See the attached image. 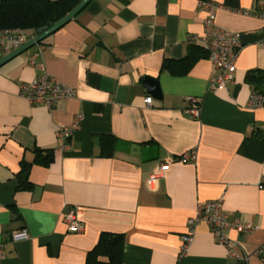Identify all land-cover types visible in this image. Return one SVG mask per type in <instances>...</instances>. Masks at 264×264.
Returning <instances> with one entry per match:
<instances>
[{
  "label": "crops",
  "instance_id": "1",
  "mask_svg": "<svg viewBox=\"0 0 264 264\" xmlns=\"http://www.w3.org/2000/svg\"><path fill=\"white\" fill-rule=\"evenodd\" d=\"M200 1L92 0L0 67L1 264H86L102 232L124 235L121 264H264V107H249L246 79L264 71V0H209L217 5L215 30L238 33L240 42L233 81L216 88L209 56L184 75L162 70L165 59L200 44ZM44 73L76 94L52 109L31 104L21 85ZM147 77L157 80L159 98ZM191 96L201 99L198 117L186 110ZM78 116L72 136L59 138ZM37 147L53 148V160L34 163L33 187L19 189L22 162L34 160ZM193 150L195 160H180ZM217 199L230 219L256 229L227 230L232 256L202 222L183 253L198 204ZM71 207L80 209L83 231H69L63 220ZM21 230L27 236L14 240Z\"/></svg>",
  "mask_w": 264,
  "mask_h": 264
},
{
  "label": "built area",
  "instance_id": "2",
  "mask_svg": "<svg viewBox=\"0 0 264 264\" xmlns=\"http://www.w3.org/2000/svg\"><path fill=\"white\" fill-rule=\"evenodd\" d=\"M200 4L206 8V17L204 19L205 32L199 37H194V39H197L208 50L210 60L218 69L217 75L211 79V87H225L234 79L233 70L240 49L239 34L229 30H215L214 21L217 5L209 0H201ZM35 35H30L20 28L0 29V58L21 47ZM31 62H34V60ZM20 92L31 104H42L50 109L54 108L59 100L72 97L76 94V90L73 87L64 85L48 73H44L31 81L22 83ZM152 102L153 97L151 95L145 98L146 106H151ZM248 105L251 108L264 107V85L261 87H252ZM186 110L193 117H198L201 111V99L196 96L189 97L186 102ZM80 120L81 116H78L72 127L60 128L57 133L58 137L68 140L72 136L74 129L79 127ZM195 158V150L180 156V160L183 161L195 160ZM170 162L168 161L157 172L151 174L149 182L156 181ZM258 187L264 189V176L259 181ZM79 211L80 209L78 207H71L64 213L63 220L71 232L84 230V224L79 217ZM202 222H205L209 226L218 242L226 244L229 247L232 256L237 255L233 247V241L230 240L227 230L235 229L240 233H249L256 229V226L250 222H244L238 218L230 219L229 215L223 210L222 199L201 201L198 204L197 215L191 217L188 221L189 230L183 236V253L187 245L194 239L196 226ZM26 236L27 233L25 230L13 233L14 240ZM261 251L259 249V252ZM4 256L5 247L2 243L0 244V264ZM240 261L244 262L245 258L240 257Z\"/></svg>",
  "mask_w": 264,
  "mask_h": 264
},
{
  "label": "trees",
  "instance_id": "3",
  "mask_svg": "<svg viewBox=\"0 0 264 264\" xmlns=\"http://www.w3.org/2000/svg\"><path fill=\"white\" fill-rule=\"evenodd\" d=\"M81 1L0 0V29L20 28L30 35L36 34L39 28L59 21ZM208 56V50L203 45L192 42L182 58L165 59L162 70H167L173 75H184L192 69L196 62ZM246 79L253 86L261 87L264 85V71L251 70L247 73ZM113 139L115 142L116 138ZM107 150L105 153L111 154L113 147ZM53 156V148L37 147L34 160L22 162L21 170L17 175L19 189H31L33 187L29 180L31 166L34 163L49 165ZM123 246L124 235L122 233L102 232L96 245L88 252L86 264H121Z\"/></svg>",
  "mask_w": 264,
  "mask_h": 264
},
{
  "label": "water",
  "instance_id": "4",
  "mask_svg": "<svg viewBox=\"0 0 264 264\" xmlns=\"http://www.w3.org/2000/svg\"><path fill=\"white\" fill-rule=\"evenodd\" d=\"M92 0H82L77 6H75L69 13H67L63 18L59 21L53 23H49L37 30L36 35L29 40L27 43L23 44L21 47L15 49L14 51L10 52L9 54L0 58V67L8 62L9 60L13 59L14 57L20 55L21 53L27 51L31 47L39 44L43 41L46 37L57 31L59 28L64 26L68 23L71 19L76 17ZM145 83L148 86L149 91L157 98L160 97V90L157 80L154 78L147 77L145 79Z\"/></svg>",
  "mask_w": 264,
  "mask_h": 264
}]
</instances>
